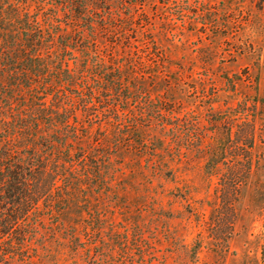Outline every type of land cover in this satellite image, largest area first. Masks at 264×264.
I'll return each mask as SVG.
<instances>
[{
    "label": "trees",
    "instance_id": "obj_1",
    "mask_svg": "<svg viewBox=\"0 0 264 264\" xmlns=\"http://www.w3.org/2000/svg\"><path fill=\"white\" fill-rule=\"evenodd\" d=\"M156 7L157 0H0V264L32 263L52 242L75 244V233L61 232L75 228L73 214L108 208L104 200L120 194L128 152L140 169L167 161L151 134L157 115L189 111L157 93V83L166 90L173 79L162 69ZM160 125L173 130L163 149L189 138L175 131L180 124ZM230 130L207 146L210 170L226 160ZM177 147L169 160L183 158ZM234 176L219 175L226 208ZM261 240L264 264V223Z\"/></svg>",
    "mask_w": 264,
    "mask_h": 264
},
{
    "label": "rangeland",
    "instance_id": "obj_2",
    "mask_svg": "<svg viewBox=\"0 0 264 264\" xmlns=\"http://www.w3.org/2000/svg\"><path fill=\"white\" fill-rule=\"evenodd\" d=\"M150 8L145 6V11ZM155 9L157 47L167 57L162 69L167 79H173L166 90L157 83V93L174 99L175 110L189 111L173 118L157 115V128L151 134L157 138V157L167 161L157 163L161 170L140 169L130 156L133 152H128L126 168L130 170L120 194L104 200L109 207L73 214L75 228L61 235L75 233L76 243L52 242L29 264H260L264 0H176L170 4L157 0ZM181 9L186 14L183 20L177 16ZM165 13L172 20L163 18ZM243 116L251 125L242 123ZM221 117L224 120L217 122ZM165 119L180 124L175 131L189 138L170 141L172 147L163 149L173 133L169 126L160 125ZM228 128L231 150L218 170H210L206 148L213 136H224ZM177 145L183 158L169 160ZM242 149L251 159L249 173L246 156L240 159ZM231 173L235 188L228 195L231 206L226 208L219 188ZM97 203L99 207L101 200ZM73 245L77 252L72 251Z\"/></svg>",
    "mask_w": 264,
    "mask_h": 264
}]
</instances>
